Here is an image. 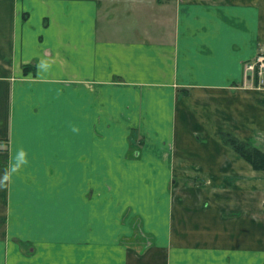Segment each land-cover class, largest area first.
Here are the masks:
<instances>
[{
    "label": "crops",
    "instance_id": "1",
    "mask_svg": "<svg viewBox=\"0 0 264 264\" xmlns=\"http://www.w3.org/2000/svg\"><path fill=\"white\" fill-rule=\"evenodd\" d=\"M263 50L264 0H0V264H264L255 185L206 189Z\"/></svg>",
    "mask_w": 264,
    "mask_h": 264
},
{
    "label": "rangeland",
    "instance_id": "2",
    "mask_svg": "<svg viewBox=\"0 0 264 264\" xmlns=\"http://www.w3.org/2000/svg\"><path fill=\"white\" fill-rule=\"evenodd\" d=\"M248 76H246V72L244 71V77H245V84H249L253 86L255 84L251 80V75L247 73ZM257 88L264 89L263 85H256ZM216 127L211 128L212 131H216L218 134L219 131L233 130L234 127H231L230 125H225L224 127H220V129H216ZM229 133V132H227ZM232 134V133H230ZM218 136V135H217ZM228 141V136L226 137ZM242 143L248 144L251 148H257L264 152V141H258V140H249V141H242ZM212 144V143H211ZM217 144H219L217 142ZM221 146H218L217 152H215L216 155H221V168L219 169L220 172H216V170L207 173L206 174V189H208L210 193H218L219 191H225L227 195V199L224 201V206L231 209L236 208V200H235V191H236V185L239 187H243L249 190L250 186L252 184L255 185V189H253V198L256 194V199L259 200V207H260V215L264 217V170H255L252 168V166L246 162L243 158H241L235 151L230 148V146L226 145L225 143L221 142ZM243 144V145H244ZM244 149H246L244 145ZM239 162V163H237ZM223 170V171H222ZM257 171V172H255ZM201 183V182H200ZM211 186V187H209ZM240 188V189H241ZM211 190V191H210ZM212 204H215V202H210ZM144 243L150 244L153 243L152 238H147L145 236H141Z\"/></svg>",
    "mask_w": 264,
    "mask_h": 264
},
{
    "label": "trees",
    "instance_id": "3",
    "mask_svg": "<svg viewBox=\"0 0 264 264\" xmlns=\"http://www.w3.org/2000/svg\"><path fill=\"white\" fill-rule=\"evenodd\" d=\"M227 144L230 145L240 156L253 165L257 170H264V152L257 148H251L248 144L238 142L234 139L227 141ZM246 149H244V145Z\"/></svg>",
    "mask_w": 264,
    "mask_h": 264
},
{
    "label": "built area",
    "instance_id": "4",
    "mask_svg": "<svg viewBox=\"0 0 264 264\" xmlns=\"http://www.w3.org/2000/svg\"><path fill=\"white\" fill-rule=\"evenodd\" d=\"M246 76L249 73L252 82L256 81L257 85L264 86V51L260 52L257 58L249 62L245 67Z\"/></svg>",
    "mask_w": 264,
    "mask_h": 264
}]
</instances>
